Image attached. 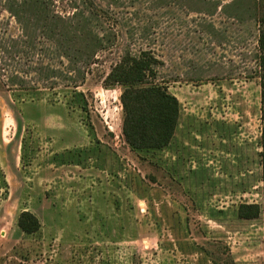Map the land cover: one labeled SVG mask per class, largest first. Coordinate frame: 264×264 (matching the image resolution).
<instances>
[{
	"label": "rangeland",
	"instance_id": "rangeland-1",
	"mask_svg": "<svg viewBox=\"0 0 264 264\" xmlns=\"http://www.w3.org/2000/svg\"><path fill=\"white\" fill-rule=\"evenodd\" d=\"M263 18L264 0H0V264H264ZM143 51L145 86L180 101L161 149L127 143L105 82Z\"/></svg>",
	"mask_w": 264,
	"mask_h": 264
},
{
	"label": "trees",
	"instance_id": "trees-1",
	"mask_svg": "<svg viewBox=\"0 0 264 264\" xmlns=\"http://www.w3.org/2000/svg\"><path fill=\"white\" fill-rule=\"evenodd\" d=\"M261 22L258 62L262 86L264 147V18ZM157 62L150 51H143L140 56L128 54L112 68L105 80L107 85L119 84L123 87V134L133 149H161L168 146L178 125V98L163 84L145 86L148 79L156 75L154 65ZM262 157L264 171V151ZM259 215L257 204L240 207L242 218H257ZM18 226L24 233L33 234L40 230L41 222L33 212L24 210L18 217Z\"/></svg>",
	"mask_w": 264,
	"mask_h": 264
},
{
	"label": "crops",
	"instance_id": "crops-1",
	"mask_svg": "<svg viewBox=\"0 0 264 264\" xmlns=\"http://www.w3.org/2000/svg\"><path fill=\"white\" fill-rule=\"evenodd\" d=\"M175 96H176V95H175ZM178 100H179V99H178ZM179 102H180V101H179ZM178 121H179V120H178ZM177 128H178V125H177V127H176V130H175L174 136H175V134H176ZM174 136H173V138L171 139L170 143L173 141ZM170 143H169V144H170Z\"/></svg>",
	"mask_w": 264,
	"mask_h": 264
}]
</instances>
